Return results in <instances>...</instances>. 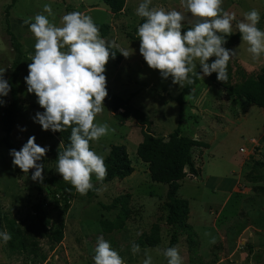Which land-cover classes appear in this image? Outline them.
Here are the masks:
<instances>
[{"label":"rangeland","instance_id":"rangeland-1","mask_svg":"<svg viewBox=\"0 0 264 264\" xmlns=\"http://www.w3.org/2000/svg\"><path fill=\"white\" fill-rule=\"evenodd\" d=\"M141 2L143 0H126L124 10L113 15L100 0H17L8 12L11 0H0V69H5L6 81L17 56L8 30L20 42L22 54L28 58L33 56L35 38L24 21L34 22L32 18L37 14L47 16L43 12L45 4L51 5L54 16H48V19L56 26H60L63 15L79 11L91 16L95 24L109 26L104 39L115 40L122 48L132 51L128 58L123 56L119 65L110 61L106 64L108 95L103 102L105 109L96 116L95 122L107 123L110 131L99 141H91V150L105 158L111 145H125L134 168L133 173L123 180L102 184L93 175L94 187L102 191L84 196L75 191L68 211L64 212L60 193L44 182L32 180L35 169L25 174L19 167H14L10 150H20L29 137L34 136L35 143L48 148L46 155L37 162L43 165V178H62L56 171L58 156L50 154L59 149L62 141L51 130L44 131L39 123L34 122L36 113L44 109L37 103L35 94L27 92L24 78L32 61H26L17 81L22 110L16 117L9 138L11 149L0 147V232H7L6 218L26 224L30 232L37 235L40 251H14L0 239V262L94 264V250L98 237L102 236L125 264H143L147 256H151L152 264H167L162 252L168 248L172 229L165 223L166 212L161 208L167 186L152 182L147 165L136 155V147L142 139L141 128L134 121L119 124L109 108L111 95L117 94L124 99L132 95L131 103L148 116L151 122L149 131L155 136L166 137L178 123L179 107L173 98L182 88L173 84L171 77L165 79L159 70L151 69L139 52L140 41L135 33L141 19L136 9ZM150 7H163L190 15L182 7L181 0H152ZM222 7L236 16L233 34L226 37L227 42L239 32L236 23L252 9L260 13L257 26L264 31V0H223ZM188 27L190 23L186 21L182 30ZM224 47L236 52L232 58L237 59L247 73L264 66V54L254 61L241 37L233 45ZM196 63V71H199V61ZM234 98L235 104L232 103ZM0 99L4 101L0 105L1 139L4 134L1 117L10 101L9 93ZM183 100L182 135L209 144L208 149L196 148L193 152L201 174L183 179L179 189V195L189 201L188 222L197 235L198 255L205 264H264V197L252 191L254 185L264 183H251L248 175L255 162L264 164V111L233 97L205 77ZM257 172L264 175V167ZM124 192L131 194V216L125 228L110 234L102 232L100 221L112 220L118 212V209L107 212L101 207L102 204H109ZM36 203L42 205L52 225L63 223V240L59 244H51L42 233L32 212V206ZM157 220L160 223V243L155 248L140 245V252L133 254L132 244H138L139 236L148 233ZM176 247L182 264H192L189 262L184 232H181Z\"/></svg>","mask_w":264,"mask_h":264},{"label":"clouds","instance_id":"clouds-1","mask_svg":"<svg viewBox=\"0 0 264 264\" xmlns=\"http://www.w3.org/2000/svg\"><path fill=\"white\" fill-rule=\"evenodd\" d=\"M151 4L152 0H143L136 9L144 22L135 34L140 41L139 52L147 65L159 70L163 78L171 77L172 83L181 88L186 83H194L192 77L203 80L212 73L217 74L219 82L226 83L228 63L236 52L224 45L226 37L233 34L236 16L224 11L223 0H181L188 16L177 10L150 7ZM43 12L47 16L37 14L32 18L34 22L24 21L35 38V54L30 57L32 62L24 79L27 92L34 93L37 103L44 109L36 113L34 122L44 131L71 129L70 142L67 145L61 142L59 146L56 171L80 195H87L90 190L99 194L102 189L94 187L92 176L102 184L107 166L104 158L91 150L90 141H99L110 131L107 123L95 122L96 116L105 109L103 102L108 95L106 64L110 57L115 58L112 50L119 51L125 58L132 51L122 48L115 40L102 38L89 15L73 11L63 15L60 26H56L48 19L54 16L51 5L45 4ZM260 19V13L252 9L235 25L254 61L264 54V31L257 26ZM186 21L190 27L182 33ZM212 57L215 60L209 63ZM196 61H199L202 75L196 71ZM4 72L5 69H0V97L7 96L10 91ZM3 103L0 99V105ZM47 151L48 148L39 146L31 136L20 150L11 149L9 154L14 167L25 174L35 169L31 178L42 183L43 165L37 162ZM11 238L8 232H0L4 243ZM131 250L133 254L139 253L140 245L133 243ZM94 252V264H125L102 236L98 237ZM162 255L167 264H182L177 247L164 249ZM143 264H152L151 256H147Z\"/></svg>","mask_w":264,"mask_h":264},{"label":"trees","instance_id":"trees-1","mask_svg":"<svg viewBox=\"0 0 264 264\" xmlns=\"http://www.w3.org/2000/svg\"><path fill=\"white\" fill-rule=\"evenodd\" d=\"M100 1L103 2L113 15L120 14L124 10L126 4V0ZM16 2L17 0H11V4L7 7V12ZM143 22V18H141L139 26ZM96 25L100 29L102 38H105L108 35L109 26L107 24ZM187 30L188 28L183 29L182 33ZM8 34L11 38L13 50L17 56L12 64V73L7 80L10 85V101L6 105L1 117V126L4 134L0 139V147L5 146L11 149L9 138L13 131L16 117L22 110L17 81L21 67L26 61L31 60L22 54L20 42L9 30ZM240 37L241 35L238 32L234 38L229 40L225 45H233ZM112 51H115V58L110 57L109 61L119 65L123 59V55L119 51ZM214 60L215 59L209 60V63ZM197 72L202 75L201 68ZM227 74L228 80L226 83L219 82L216 73H212L211 76H206L205 78L210 83L228 91L233 97H238L248 105L256 106L264 111V66L256 71L247 73L237 59L231 58L228 63ZM192 79L194 83H186L178 96L173 98V101H175L179 107L178 123L176 128L166 137L155 136L149 131L151 125L150 119L143 111L131 103L132 95L125 99L117 94L111 95L109 108L112 117L119 124L134 121L141 128L142 139L136 147V155L147 165L149 179L154 183H161L167 186L165 200L161 208L166 212L164 218L165 223L172 229L168 248L176 247L179 243L181 232H184L186 234L189 262L192 264H205L198 255L197 235L192 225L188 222L189 201L179 195V189L183 179L186 177H198L201 174L200 167L196 166L194 161V150L196 148H209V144L201 140L184 136L181 133V124L184 114L183 105L185 104L183 99L192 92L200 80L195 77H192ZM232 103L235 104V98L232 100ZM51 132L65 145L70 142V128L66 131ZM90 148L92 149L91 141ZM50 154L58 156V150L51 151ZM104 162L107 166V176L103 181L104 183L114 180H123L134 171L125 145H111L108 154L104 158ZM260 167H264V164L258 162L253 164L252 170L248 174L250 175L249 181L251 183H264V175L257 172ZM43 182L48 186L54 187L60 193L63 201V211L67 212L70 207V202L75 196V189L57 176L43 178ZM252 191L256 195L264 197V184L254 185ZM95 192V190H90L88 195H92ZM130 201L131 194L129 192H124L114 197L109 204H102L101 207L107 212L118 209L117 214L112 220L100 221L102 232L110 234L113 232H120L125 228L126 222L131 216ZM32 212L42 233L48 241L51 244H59L63 240V223L61 222L55 226L52 225L40 203H36L32 206ZM6 229L12 237L11 240L7 242L11 250L30 251L31 253L40 251L36 241L37 235L32 234L26 224L19 223L12 218H6ZM137 243L150 248H155L160 243L159 220L151 225L148 233H142L139 236ZM0 264L6 263L0 262Z\"/></svg>","mask_w":264,"mask_h":264},{"label":"built area","instance_id":"built-area-1","mask_svg":"<svg viewBox=\"0 0 264 264\" xmlns=\"http://www.w3.org/2000/svg\"><path fill=\"white\" fill-rule=\"evenodd\" d=\"M241 152H243L244 151V149L243 148H241V150H240Z\"/></svg>","mask_w":264,"mask_h":264}]
</instances>
